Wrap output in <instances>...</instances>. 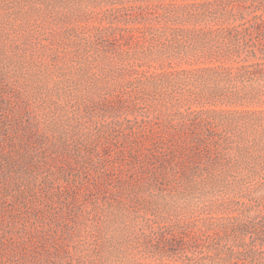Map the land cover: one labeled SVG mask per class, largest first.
Listing matches in <instances>:
<instances>
[{
	"label": "rangeland",
	"instance_id": "374dc122",
	"mask_svg": "<svg viewBox=\"0 0 264 264\" xmlns=\"http://www.w3.org/2000/svg\"><path fill=\"white\" fill-rule=\"evenodd\" d=\"M256 10L0 0V264H264Z\"/></svg>",
	"mask_w": 264,
	"mask_h": 264
},
{
	"label": "trees",
	"instance_id": "16d2710c",
	"mask_svg": "<svg viewBox=\"0 0 264 264\" xmlns=\"http://www.w3.org/2000/svg\"><path fill=\"white\" fill-rule=\"evenodd\" d=\"M254 4H256V11H259V10H261V9H263L264 8V0H254ZM233 9H237V10H239V11H241V9H242V7H240V6H238V8H234L233 7ZM189 16L191 17V18H194V19H196L197 20V18L200 16L199 14H197V13H195V14H189ZM180 17H182V15L180 16ZM177 20H181V21H183L182 19H177ZM184 22V21H183ZM250 35H252V34H254V33H258L260 36H264V20H262V21H260L258 24H256L255 26H253L252 28H250ZM165 135V137H167L166 139H170L171 138V135L170 134H167V133H164ZM175 137L176 136H172V139H174L175 140ZM170 142H172V141H170ZM175 148H177V147H175ZM172 152V151H171ZM1 208V207H0ZM2 213H4V211H2L1 209H0V215L2 214ZM9 227V226H8ZM9 230L10 229H5L4 230V233H8L9 232ZM11 250H12V248H11V245L10 244H8V243H6V242H0V253H4L5 254V256H7L8 258H9V256L8 255H10L11 256V254H12V252H11Z\"/></svg>",
	"mask_w": 264,
	"mask_h": 264
}]
</instances>
